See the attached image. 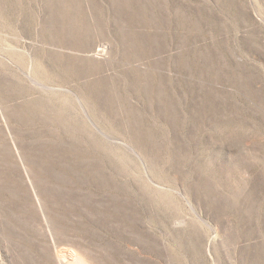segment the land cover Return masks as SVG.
<instances>
[{
	"label": "rangeland",
	"instance_id": "1",
	"mask_svg": "<svg viewBox=\"0 0 264 264\" xmlns=\"http://www.w3.org/2000/svg\"><path fill=\"white\" fill-rule=\"evenodd\" d=\"M0 264H264V0H0Z\"/></svg>",
	"mask_w": 264,
	"mask_h": 264
}]
</instances>
